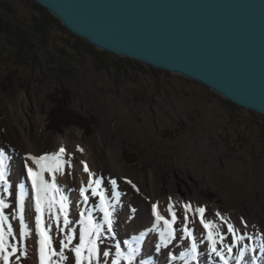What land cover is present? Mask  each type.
I'll list each match as a JSON object with an SVG mask.
<instances>
[{
  "label": "rangeland",
  "instance_id": "obj_1",
  "mask_svg": "<svg viewBox=\"0 0 264 264\" xmlns=\"http://www.w3.org/2000/svg\"><path fill=\"white\" fill-rule=\"evenodd\" d=\"M43 13L33 0H0V104L25 91L30 114L39 111L45 115L49 151L55 152L59 141L66 148L77 142L83 145L88 158L81 155L76 159L72 149L65 153L69 162L76 159L79 165L82 162L88 165L97 140L105 139L110 150L121 152L126 164L123 169L140 191L136 192L130 185L131 192L124 194L116 204V238L105 239L101 250L111 249L114 253L116 240L126 250L124 240L146 231L133 228L130 233L127 225L141 220L138 218L143 216L142 201L148 205L147 212H151L154 202L149 188L154 178V186L160 187L167 202L177 197L183 206L190 203L196 208L202 204L206 208V219L215 221L222 231L226 232V225L216 216L217 212L246 233L244 242L250 246L264 240V116L234 106L201 83L95 48L87 44V40L70 34L60 21ZM35 18L47 19L51 26L46 32H35L32 30ZM21 29L33 45L27 44L26 50L13 37L15 31ZM61 114L73 123L62 125ZM50 115L55 116L64 132L49 129ZM79 122L83 123L82 127L75 125ZM9 147L11 154H17L15 146ZM10 158V162H17ZM9 164L13 181L12 164ZM104 173V187L111 194L108 181L111 184V179L120 180L121 175L111 170ZM64 178V186L60 187L71 200L70 227L76 228L78 233L76 222L80 211L90 208L92 203L89 199L85 205L78 184H71L74 179L69 175L62 176ZM142 184L146 192H141ZM11 191L13 196L8 197L10 207L6 214L18 240L19 220L12 219L16 191L14 188ZM28 200L25 219L32 235L25 241L27 256H21L19 261L12 257V264H39L36 213L34 202ZM93 215L102 220L98 210ZM48 219L46 213V222ZM189 220H197L202 230L195 235L201 239L204 229L199 224L198 214H190ZM62 221L63 217L61 226ZM51 234L54 246L59 249V240L64 234L57 232L54 220ZM248 236L253 239L248 240ZM76 242L78 240L73 241ZM157 242L158 235L154 232L148 242L142 243L137 262L143 258L156 264H168L167 253L171 251L178 256L188 243L178 238L168 249L156 253ZM226 242H231L230 235ZM18 246L24 250V245ZM233 251L235 253L236 249ZM200 252L201 264H218V258L207 259L206 244L200 245ZM65 254L69 256L68 264H74V255L67 250ZM252 255L264 258L259 247L246 259L251 261ZM172 264L183 262L177 260Z\"/></svg>",
  "mask_w": 264,
  "mask_h": 264
},
{
  "label": "water",
  "instance_id": "obj_2",
  "mask_svg": "<svg viewBox=\"0 0 264 264\" xmlns=\"http://www.w3.org/2000/svg\"><path fill=\"white\" fill-rule=\"evenodd\" d=\"M100 50L264 116V0H34Z\"/></svg>",
  "mask_w": 264,
  "mask_h": 264
},
{
  "label": "snow or ice",
  "instance_id": "obj_3",
  "mask_svg": "<svg viewBox=\"0 0 264 264\" xmlns=\"http://www.w3.org/2000/svg\"><path fill=\"white\" fill-rule=\"evenodd\" d=\"M83 151V149H80ZM66 149L60 147L58 151L45 153L43 155L28 154L23 164L27 181L30 182V189L24 182L18 184V192L15 193V212L12 219H18L20 224L19 239L14 233L10 223V217L6 214L10 204L8 197L13 196V183L10 177V157L5 150L0 148V260L3 264H12V257L19 261L21 256H27L25 241L32 235L25 219V202L30 198L34 202L35 208V235L37 236L39 264H68L69 256L66 250L74 255V264H152L150 260L137 258L141 256V245L144 238L149 233L158 234V242L155 244V252L160 253L163 249H168L178 238L188 241L179 255L171 251L167 253L168 264L174 261H182L183 264H201L200 245L206 244L207 259L213 261L218 258V264H264V258L251 256V261L246 259L249 253H255L257 247L264 253V240L258 241L254 245L245 243L246 233H242L234 224L227 221L219 212L216 216L226 225V232L213 220L205 217L206 208L203 206L192 208L191 204L184 205L185 215L181 221L180 235L178 237L177 214L174 205L170 202L168 213L170 218L161 214L158 204L151 205V214L154 217L152 226L143 231L139 236H134L131 240H124L126 250L121 247V242L116 240L114 253L111 249L101 250V244L105 239L115 240V206L120 203L121 193L117 191V181L111 179V199L108 191L104 187V178L96 177L90 171L86 162L84 172L88 174L86 184L79 189V195L85 205L91 197L98 198V203L91 208L80 211L79 225L76 228L70 227L72 221L69 219L71 200L64 190L59 186L57 176H63L65 166L70 162L65 159ZM28 161L31 163L29 164ZM139 193V188L131 181H126ZM31 193V196L29 195ZM115 201V204L113 203ZM102 213V220H97L93 215L94 211ZM135 212V209H132ZM194 212L199 216V224L204 229V234L198 240L194 230L190 228L188 213ZM48 214V222L45 214ZM61 217H63L61 226ZM54 220L56 230L64 234V238L59 240V249L54 246L52 233V221ZM245 227H247L246 222ZM110 234V235H109ZM231 236V242L227 243V236ZM252 240L251 236L247 237ZM74 240L78 242L73 243ZM13 241H17L13 243ZM18 245H24V250ZM234 249H236L234 253ZM19 253V255H17Z\"/></svg>",
  "mask_w": 264,
  "mask_h": 264
},
{
  "label": "bare ground",
  "instance_id": "obj_4",
  "mask_svg": "<svg viewBox=\"0 0 264 264\" xmlns=\"http://www.w3.org/2000/svg\"><path fill=\"white\" fill-rule=\"evenodd\" d=\"M29 106L30 103L26 99L25 91H20V93H18L14 98L10 100L4 99L0 104V140H1L0 148L5 150L6 155H8L9 157L12 156L13 159L17 161L15 163V162H10L11 158L9 160V163L12 164L11 174L12 176H14L12 182H13V188L15 189L16 192H18V184L20 182H24L28 188L30 187L29 186L30 183L27 184L26 173L23 168V164L25 162L27 155L28 154L43 155L45 153L51 152L49 151L51 150L50 149L51 145H48L49 134L44 131L45 115H42L41 112L37 111L35 113V115L37 114L35 117L34 114L32 113L30 114ZM32 122H34V124ZM35 126L36 129L33 130ZM106 139L108 140V138ZM95 142H96L95 149L93 148V152H92L93 156H91V160L88 159L89 160L88 167L90 171L93 172L96 177H105V178L106 175H104L105 174L104 171L111 170L112 173L117 172L119 175H121L120 180L118 179V177L115 179L117 181V191L121 193V197L124 196V194H126L127 192H131L130 184H128L126 181L132 180V178L127 177L128 174L126 175L125 173L126 171L123 169V166H126V164L122 159L121 152L110 150V145L106 143L105 139H103L102 142H100L99 140ZM58 143H60V146H57L58 148L56 149V151H58L60 147H64L61 141H59ZM12 145L15 146L17 154H14L15 152L12 153L14 155L11 154L9 146ZM82 147L83 145L77 142L75 145H72L71 148H66V147L64 148L68 153L72 152V149H74V153L77 155L75 156L76 159L79 158V156L81 155H83L81 156L82 158L84 156L88 158L86 153H84V150L80 151ZM65 156L67 155L65 154ZM76 159L75 160L73 159L72 161L70 160V164L65 166L64 175L65 176L69 175V178L71 177L72 179H74L73 181H70V183L78 184L80 188L83 184H86L88 180V174L84 172V164L82 163L79 165L78 163L75 162ZM28 163L30 164L31 162L28 161ZM57 180L59 186H64L65 178L62 179V176L58 175ZM154 181L155 178L151 179L150 182L151 188H149L150 189L149 196L151 195L152 197L151 201L159 204V210L161 211V214L165 215L167 218H170V214L168 213L167 210L170 202L169 201H168L169 203L167 202L166 200L167 197L164 199L165 196L163 195V192L160 190V187L154 186ZM107 184H108L107 186H109V188L112 189V185L109 184V181ZM142 189L143 190L141 192H146L143 187V184H142ZM146 195H148V193ZM89 197L92 203L91 207H94V205L98 203V198L91 197L90 192H89ZM109 198L111 199L110 193H109ZM177 200H178L177 197H175V200L170 198V201L174 205V210L176 211L178 217L177 228H178V236H179L180 235L179 229L180 227H182L181 221L183 220L185 212H184V206L181 205ZM26 201L29 202L28 199ZM140 204L142 209L141 214H143V216L141 218H138L141 219L138 223L134 222L133 224L129 223L127 225V229L130 233L133 230V228H137V230H139L140 228L147 230L152 226V223L154 221V219L151 218L152 216L151 212L149 213L147 212L148 205L146 204V202L142 201ZM27 205H25V207H27ZM191 206L194 209V206L193 205ZM193 213L194 212H189L188 213L189 217L190 214ZM189 221L191 222V220ZM196 222L197 220H194V222H191L189 226L190 228L194 229V233L196 232L200 233L201 231L199 229L201 228ZM153 233H150L146 236L147 238L144 239V243L148 242L150 238L153 237Z\"/></svg>",
  "mask_w": 264,
  "mask_h": 264
},
{
  "label": "trees",
  "instance_id": "obj_5",
  "mask_svg": "<svg viewBox=\"0 0 264 264\" xmlns=\"http://www.w3.org/2000/svg\"><path fill=\"white\" fill-rule=\"evenodd\" d=\"M33 2H34L35 5H37L44 12L43 13L44 16L48 15V16H50V18H54L56 21H60L59 19L54 17L49 11H47V9H45L44 7H42L39 4H37L34 0H33ZM50 26H51V23H49V20L45 19V20H41L40 21L37 18H35L33 20V23H32V30H34L35 32H38V31L39 32H46ZM25 33L26 32L21 29V30H16L15 34L13 35V37L15 39H17V41L19 43H21V48L24 49V50H26L28 48L27 44L31 45V47L33 46L32 43L30 42V39H28L29 38L28 35L25 34ZM69 33L72 34L71 32H69ZM22 41H26V42H22ZM87 44H89V43L87 42ZM63 116H64V114H61V116H59L60 121L63 122L62 125H64V123H66V122H67V125L73 123V122H68L69 119L68 118L67 119L63 118ZM70 119H72V118H70ZM75 125L82 127L83 123L81 124L79 122V123H75ZM48 127H49V129H51L53 131H56V132H64L63 131L64 130L63 127H61L60 123H57V121L55 120V116H52V115H50V120H49V126Z\"/></svg>",
  "mask_w": 264,
  "mask_h": 264
}]
</instances>
